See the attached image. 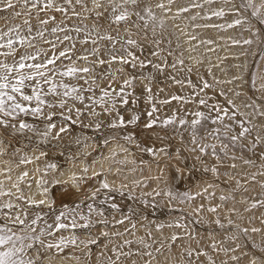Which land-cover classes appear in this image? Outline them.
Listing matches in <instances>:
<instances>
[{"label":"bare ground","instance_id":"1","mask_svg":"<svg viewBox=\"0 0 264 264\" xmlns=\"http://www.w3.org/2000/svg\"><path fill=\"white\" fill-rule=\"evenodd\" d=\"M256 2L259 3V0ZM57 3H62V0H57ZM85 3L88 8H92L91 0H85ZM158 3H164L166 9L170 8V10L156 8L155 5ZM188 3L189 0H173V3L168 5L167 0H141L140 8L151 7L158 21L160 19L164 21L163 27L157 21L155 25L149 22L148 28L143 29L144 22L136 21L141 25L139 32L135 27L131 29L130 34L120 32L123 36L131 35V38L137 39L143 46L142 49H132L141 60L150 59L154 63H160L164 68L163 71L151 67L131 68L116 62L110 69L108 65H103L98 66L95 72L82 74L97 77L96 74L99 73L95 84H84L83 80L63 78L69 85L91 87L93 91L84 92L88 93L85 97L99 99L97 95L101 96V89L119 90L125 79L135 77L132 87H125V91L130 93L127 104H121L117 99L115 108H112L110 101L107 104L94 105L89 99L83 103L69 99L65 107L60 108L58 97H46L56 106L51 109L42 106L45 114L48 112L56 114L58 111L71 116V119L66 121L59 115H53L51 121L56 127L50 137L55 136L60 127L67 125V131L60 135L62 138L63 135L67 136L69 138L67 140L73 143V146L67 150L63 149L65 150L63 151L61 148L56 150L60 144L53 146L66 139L44 140L36 132L27 129L18 130L19 120H24L32 124L37 131H45L48 121L42 116L21 114L16 120L7 118L8 127L0 126V187L12 194L5 199L4 196H0V202L2 201L0 223L5 222L6 214L9 215L11 212L10 216L14 217L20 213L23 216L22 209H26L29 221L37 214L42 217L33 226L37 229L36 234L39 235V230L46 229L48 224H54L55 215L64 210L58 194L66 189L76 191L73 175L78 178L77 183L80 184L83 192L65 200L69 207L74 206V201L84 200L85 194L90 195L93 190L99 188L101 182H106L110 188L116 189V191L101 189L95 201H86L93 203L97 209L104 210V215H99L97 212L89 214L86 206L81 207L80 211L88 216L91 227L73 228L71 226L73 219L78 225L84 224L85 221L80 220L79 216L69 215L61 221L68 225L67 228L55 231L53 237L46 235L47 232L44 234L46 236L41 237L45 245L49 243L56 245L61 238H64L66 246L61 245L62 250L55 246L50 249L40 248L37 244L25 258L31 256L38 259L36 264H251L254 257H260L256 264H264V252L261 251L264 249V159L260 155L264 152V143L257 145L252 151L240 148L238 145L235 150H229L228 156L221 154L220 160H217L211 154V149H208L207 154L203 156L198 149L195 152L191 151L195 145L190 143L191 137L186 130L190 122L196 118L195 112L202 111L206 115L214 116L215 112L210 113L211 106L217 103L227 106V101L232 100L241 112L250 113L256 110L252 123L257 125L260 134L264 136V128L260 127L264 125V117L259 115V112L264 111V91L259 90V85L264 83V51L261 52L264 43L252 35L248 23L232 28L194 27L196 24L206 22L227 25L238 18L228 10L233 6L239 7L240 0H231L228 4H225L224 0H215L214 4L205 5V8L225 10L226 15L223 18L213 17L211 21L190 19L201 9L193 8L189 12L178 14L177 9L187 7ZM15 10L21 9L17 6ZM75 11L80 12L81 16H74L71 8L67 18L58 12H49L48 15L56 16V22L62 27L74 29L78 26L91 31L94 14L84 11L80 5L75 6ZM241 12L243 16L248 15L243 10ZM7 13L0 12V15ZM40 18L45 19L47 16L41 13ZM23 19L20 17L8 23L0 20V29L7 30L13 24L26 27L23 25ZM135 19L133 17V20ZM31 23L34 26L37 23L35 12ZM53 26L55 24L52 22L48 25L49 28ZM70 34L77 41L75 55H81L85 48L93 47L91 43L82 45L78 42L85 37L86 31L79 34L72 31ZM58 35L62 37L64 33ZM193 36L195 39L191 38ZM154 39L160 40V47L164 49L159 56L151 55L153 50L159 51L153 43ZM249 39L252 43L245 44L244 41ZM209 40L212 43H201ZM69 45L70 42L67 41L64 45H58L57 52ZM38 47L48 50L50 46L40 43ZM169 50L172 51V55H169ZM0 51L6 50L0 49ZM22 51L24 49H21ZM28 51L35 52L36 49H28ZM48 54L52 53L49 51ZM161 57L167 63H164ZM104 58L108 59L107 56ZM3 59L4 57H0V60ZM91 59L92 57L89 56V60ZM12 60V57H8L7 62L12 63ZM177 60H183V63H176L175 68L171 67ZM69 63L70 61H64L65 65ZM76 66L84 67L86 62L78 60ZM109 71L112 75H107ZM148 75L151 76V80L145 78ZM253 79L256 81L255 88ZM205 82L210 87L204 88ZM147 87L151 88V93L145 91ZM149 95L152 96L151 101L148 99ZM201 99L206 101L208 107L199 103ZM246 104L252 107H245ZM32 106H35V103ZM153 106L158 109L153 113V117H157L162 122L175 115V124L167 128L158 124L152 130L146 129L144 126L149 120L147 113ZM105 107H109L111 111L106 112ZM69 108L72 109L70 113ZM77 108L81 110L79 118H77ZM86 110L93 118L91 124L96 125L99 122L100 128H104L103 131L109 139L110 136L117 139L105 143L108 138L96 139L95 133L91 134L93 136H87L90 134L85 128L88 124L85 125V118L82 117V113ZM93 110L96 115L92 114ZM134 115L139 117L137 121H140V128L136 126L137 121L134 125L126 123L123 127H109L113 120L119 124L121 116L125 121H129ZM181 118L188 123L184 126L179 125ZM225 122L230 121L226 119ZM11 125L16 127L13 128ZM204 127H212V125L208 121H202L201 135ZM256 131L257 129L254 128L244 141L245 144H250L254 140ZM130 134L133 137L131 140L118 139ZM151 137L153 143L149 141ZM201 143L216 144L217 151L220 147L211 137L202 140ZM147 148L156 150L165 148L167 154L160 151H156L155 154L149 153L145 150ZM41 152L46 155H41ZM232 156L236 159H231ZM197 157L201 158L197 159ZM246 159L253 163L246 164L244 162ZM49 163H56L58 170L53 172L47 169L46 165ZM233 164L235 167H231ZM213 167L217 168V172L211 171ZM177 169L180 171L178 172ZM24 172L28 175L18 179ZM94 173L98 175H93ZM41 180L49 182L58 180L66 183L54 186L55 196L53 185L50 183L45 185L49 188L46 197L43 192L44 186L37 183ZM166 192H171L172 195H165ZM156 193L160 194L156 195ZM184 193L188 196H184ZM221 196L226 199L221 200ZM53 198L55 202L53 207L49 208L48 199ZM41 199L45 200L44 205L28 203L29 200ZM101 200L104 201L103 204L100 203ZM8 202L17 207L10 211L1 210L2 205ZM131 202H134L133 206ZM113 203L117 208L111 207ZM123 204H129L130 209L125 210ZM253 204L256 206L253 207ZM134 206L137 208L133 209ZM209 208H216V211L210 212ZM217 220L220 221L219 225L216 223ZM228 220L232 221L231 225L228 224ZM99 221L105 224H98ZM117 221L123 222L117 223ZM160 225L163 226L159 227ZM252 228L260 231L252 232ZM243 229L249 231L245 233ZM113 233L116 234L112 235ZM108 234L113 237L110 236L108 240L103 239ZM174 235L177 237L176 240H172ZM73 236L76 238L75 244L71 243ZM100 239L102 242L98 245H95L96 242H90ZM253 243L257 245L256 248H253ZM36 248L40 249L38 257ZM129 252L132 255L117 256V253ZM233 256L239 259L233 260Z\"/></svg>","mask_w":264,"mask_h":264},{"label":"snow or ice","instance_id":"2","mask_svg":"<svg viewBox=\"0 0 264 264\" xmlns=\"http://www.w3.org/2000/svg\"><path fill=\"white\" fill-rule=\"evenodd\" d=\"M91 2L92 8L87 7L85 0H75V3H73V0H62V3L60 4L57 3V0H15V2L14 0H0V12H9V10H11L8 15H0V20H4L8 23L15 21L17 18L23 17V25L26 26L22 27L20 24H13L11 27H8L7 30L0 29V49L6 50L0 51V57H4L3 60H0V117H4L0 118V126L8 127L9 119L7 118L16 120L21 114H31L37 117L42 116L48 121L45 131H37L32 124L26 123L24 120H19L18 130L23 131L27 129L36 132L37 135L41 136L44 140H47L50 138L52 130L56 127V125L51 122L55 113L48 112L45 114L42 106H47V108L51 109L56 105L54 102L46 99V97H58V106L64 108L69 99L83 103L86 99L83 93L86 91H93L91 87L83 88L82 86L69 85L64 82L63 78L83 80L84 84H95L97 77H89L80 74H90L95 72L98 66L103 65H108L110 69L111 65L116 62H119L122 66L128 65L131 68L139 66L141 69L151 67L159 71L164 70L162 64L154 63L150 59L141 60L136 55L132 49H142L143 47L137 39L131 38V35H120L121 31L130 34L133 27L139 32V30H141V25L136 23V21L144 22L143 29L148 28L149 22L155 25L158 18L153 13L151 7L145 6L141 9V0H91ZM167 2L168 5H171L173 0H167ZM230 2L231 0H224L225 4ZM214 3L215 0H189L188 6L178 8L177 13H186L195 8L201 9V11L196 12L195 15L190 17L192 21H196L198 18L205 21H211L213 17L223 18L226 15L223 8H205V5L210 6ZM76 5H80L84 11L94 14L95 18L92 23L91 31L81 29L78 26L74 29L62 27L60 23L56 22V16L48 15L49 12H58L62 13L65 18H67L69 8H71L72 14L76 17H80L81 13L75 11ZM17 6L20 7V11L15 10ZM155 7L161 10H170V8L166 9L164 3H158ZM241 10L247 12L248 15L243 16ZM228 11L238 18L233 19L230 23H227V25L206 22L203 24H196L194 27L232 28L236 25H241L242 23H248L252 35L256 36L261 43H264V0H259V3H257L256 0H240L239 7L233 6ZM33 12H35V19L37 21L35 26L31 23ZM41 13H45L47 18L41 19ZM133 17L136 19L133 20ZM50 22L54 23L55 26L49 28L48 25ZM158 22L160 26L163 27L164 21L160 19ZM101 29H103V31H101ZM72 31L77 34L86 31L85 37L78 42L82 45L91 43L93 47L90 49L85 48L81 55H75L77 41L76 38L70 34ZM58 33H64V35L61 37ZM113 33H115V35H113ZM153 34L155 35L154 29ZM191 38L195 39V36ZM66 41L70 42V45L64 46L62 50L57 52L58 45H64ZM102 42H108V44H102ZM40 43L49 45V49L45 50L42 47H38ZM153 43L157 46L159 51L153 50L151 55L159 56L160 52L164 51V49L160 47L161 41L154 39ZM201 43H212V41H201ZM234 43L239 42L234 41ZM244 43L251 44L252 40H245ZM117 45H119V48H117ZM21 49H24V51L21 52ZM28 49H36V51L29 52ZM49 51L52 53L51 55L48 54ZM172 54V51L169 50V55ZM89 56L92 57L91 60H89ZM105 56H107L108 59H105ZM8 57L13 58L12 63L7 62ZM161 59L164 60L163 57H161ZM65 60L70 61V63L65 65ZM78 60L85 61L86 66L77 67L76 62ZM164 63H167L166 60H164ZM176 63L182 64L183 60H177L171 65V67L175 68ZM61 65H63V67H61ZM107 75H112L111 71H109ZM145 78L151 80L150 75ZM134 80L135 77L125 79L119 90L109 91L108 89H101V96L99 99H94L91 96L87 97V99L92 100L94 105L101 103L107 104L110 101L112 108H115L117 99H119L121 104H127L130 93L125 91V87H132ZM252 83L255 88V79H253ZM208 87H210V85L205 82L204 88ZM259 90L264 91V83L259 85ZM145 91L151 93V88L147 87ZM148 99L151 101L152 96L149 95ZM173 99H180V97H173ZM33 103H35V106H32ZM161 103H168V101H161ZM199 103L208 107L204 99H201ZM245 107H252V105L246 104ZM104 110L106 112L111 111L109 107H105ZM68 111L70 113L72 109L69 108ZM156 111H158V109L153 106L152 110L147 113L149 120L144 126L146 129L152 130L158 124L163 128L175 124V115L160 122L157 117H153V113ZM211 112H215V115H206L202 111L194 113L196 118L190 122L189 128L186 129L191 137L190 143L195 145L191 151L195 152L198 149L201 156H203L207 154L208 149H211V154L216 157L217 160H220L221 154L228 156L229 150H235L238 145L240 148H247L249 151H252L257 145L264 143V136L260 134L257 125L252 123L256 116L255 109L250 113L241 112L232 100H228L227 106H221L219 103L211 106L210 113ZM76 113L77 118H79L81 110L77 108ZM92 114L96 115L97 113L93 110ZM61 115H63V113H61ZM259 115L264 117V111L259 112ZM238 116L240 117L239 119L237 118ZM64 119L66 121L70 120L71 116H64ZM138 119L139 117L134 115L131 120L125 121L121 116L119 124L113 120L109 127H123L126 123L135 124ZM226 119L230 122L226 123ZM202 121H208L212 125V127L203 128V135H201L200 129ZM72 122L76 123V121ZM187 123L188 122L183 118L179 120V125L181 126H184ZM11 126L13 128L16 127L15 125ZM100 127L101 124L97 122L96 128L99 129ZM260 127L264 128V125H261ZM254 128L257 129L254 140H252L250 144H245L244 141L249 137ZM66 131L67 125L60 127L59 131L55 133V136H52L51 138L58 139L61 133ZM209 137L215 139L219 143L220 147L218 151L216 144L201 143L202 140H206ZM132 138L131 134L125 137L127 140H131ZM158 138L162 139V137L159 136ZM105 143H107V141H105ZM145 150L153 154H155L156 151L165 152L167 154L165 148H160L158 150L147 148ZM41 155H46V153L41 152ZM260 155L261 158L264 159V152H261ZM200 158L201 157H197V159ZM231 159L234 160L236 157L232 156ZM244 162L246 164L253 163V161L247 159ZM231 167H235V165L233 164ZM46 168L55 172L58 170V165L56 163H49L46 165ZM84 171L86 172L87 169L85 168ZM177 171L179 172L180 170L177 169ZM205 171H207V169H205ZM211 171L215 173L217 172V168L213 167ZM27 175V172H24L18 179H23V177H26ZM93 175L98 174L94 173ZM77 179L78 178L73 175L72 180L76 189L75 192L66 189L64 192L58 194V198L64 210L55 215L54 224H48L46 229L41 228L39 230V235L36 234L37 229L33 227L42 219L39 214L30 221L26 209H22L23 216H21L20 213H17L14 217L8 214L5 215V222L0 224V264H36V259L31 256L25 258V256L32 251L37 244L40 245V248L47 247L50 249L55 246L59 250H62L60 246H66L64 238H61L56 245L51 243L45 245L41 237L45 232H47V235L51 236L53 231L67 228L68 225L61 221L62 219H66L69 215H73L74 217L79 216L80 220L85 221L84 224L78 225L75 219H73L71 222L73 228L91 227L92 224L89 221L88 216L80 211L82 206H86L89 214L97 212L99 215H104L102 210L94 207L93 203H86V201H95L101 189H108L109 191H116V189L110 188L106 182H101L99 188L93 190L90 195L85 194L84 200L74 201V206L69 207V205L65 203V200L73 196H78L83 192L80 188V184L77 183ZM37 183L40 186H44L43 192L47 197L49 188L45 185H48L49 183L53 185V193L55 196L54 186L66 182L58 180H52L50 182L41 180ZM13 186L16 187V185ZM159 194L160 193H156V195ZM6 195L11 196L12 194L11 192H5L3 188L0 187V196ZM165 195L171 196L172 193L166 192ZM183 195L188 196L187 193H184ZM188 198L190 199L191 197L189 196ZM17 199H20V197H17ZM220 199L224 200L226 197L221 196ZM54 202V198L48 199V207H53ZM28 203L29 205H44L45 200H29ZM100 203L103 204L104 201L101 200ZM255 206L256 205L253 204V207ZM2 207L5 209H14L17 206L8 202L3 204ZM111 207L115 209L117 208V205L113 203ZM208 210L210 212H215L216 208H209ZM122 222L123 221H117V223ZM216 223L219 225L220 221L217 220ZM9 224L12 226H9ZM228 224L231 225L232 221L228 220ZM162 226L163 225H160L159 227ZM220 226L223 227V225ZM243 231L247 233L249 229H243ZM251 231L259 232L260 229L252 228ZM176 239L177 237L174 235L172 240ZM75 242L76 238L73 236L71 243L75 244ZM90 242L95 243L96 241L92 240ZM126 243L129 242L126 241ZM237 247H239V245H237ZM256 247L257 245L253 243V248ZM213 248H215V245H213ZM222 250L228 251V249ZM157 251H159V249H157ZM233 251L235 250L233 249ZM261 251L264 252V249H261ZM36 252L38 257L40 249L36 248ZM144 254L151 255V253ZM121 255L128 256L132 255V253H117L118 257ZM232 259L238 260L239 257L233 256ZM258 259H260V257H254L251 264H256Z\"/></svg>","mask_w":264,"mask_h":264},{"label":"rangeland","instance_id":"3","mask_svg":"<svg viewBox=\"0 0 264 264\" xmlns=\"http://www.w3.org/2000/svg\"><path fill=\"white\" fill-rule=\"evenodd\" d=\"M9 14V12L7 13V15ZM262 51H264V45H263V47H262V50H261V52ZM82 75V74H81ZM99 73H97L96 74V76H97V78H99ZM75 80V79H74ZM76 81H81V80H77L76 79ZM135 82V81H134ZM134 82H133V84H134ZM87 92V91H86ZM88 93H84L83 95L85 96V95H87ZM88 96V95H87ZM97 97L99 98V96L97 95ZM85 100H87V98L85 99ZM85 113H82V117L83 118H85V125H87V126H85V128H87L88 129V131L90 132V134L89 135H87V136H93V135H91V134H94V136L96 137V139H103V138H108L106 141H109V140H114V139H117V138H112V136H110V139H109V137H108V135L103 131V129L104 128H99V129H97L96 128V125H93V124H91L92 123V119L93 118H91L90 116H89V114H88V111L86 110V111H84ZM59 115V117H63L64 118V116H69L68 114H65V113H63V115H61V112H56V114H55V116H58ZM85 116V117H84ZM90 121V122H89ZM138 122V124L136 125L138 128H140L141 127V125H140V121H137ZM132 125H134V124H132ZM131 125V126H132ZM88 126H89V128H88ZM132 127H135V126H132ZM102 130V131H101ZM99 133V134H98ZM101 133V134H100ZM105 133V134H104ZM98 134V135H97ZM101 135V136H100ZM51 138V137H50ZM52 139V138H51ZM58 139H66V140H64V141H62V142H58V144L56 143L55 145H53V146H59V144H60V146L58 147V148H56V150H58L59 148H61V150H63V149H65V150H67L68 148H70V146H73V143L72 142H70V141H68L67 139H69L67 136H64L63 135V138L62 137H59ZM118 139L121 141L122 139H125V136L124 137H118ZM166 139H168V137L166 138ZM149 140V139H148ZM59 141H61V140H59ZM151 143H153L154 142V140H153V137H151L150 138V140H149ZM62 143V144H61ZM51 145V144H50ZM65 145V146H64ZM49 148H51V146L49 147ZM65 150H63V151H65ZM69 150H71V149H69ZM70 152V151H69ZM70 155H68V157H69ZM7 196V195H6ZM6 196H4V199H5V197ZM3 199V200H4ZM0 203H2V201L0 202ZM134 202H131L130 204H131V206H133L132 204H133ZM135 204H136V202H135ZM134 204V205H135ZM14 205V204H13ZM139 205V204H138ZM16 206V205H15ZM129 204H123L122 205V207L125 209V210H129L130 209V207H131ZM133 209H136L137 207L136 206H134V207H132ZM131 208V209H132ZM3 209H5V208H1V210H3ZM15 209V208H14ZM7 210H12V209H7ZM104 211V210H103ZM13 213V212H12ZM9 215H12L11 214V212H10V214ZM0 224H3V222H1ZM98 224H101V225H104L105 223L103 222H98ZM54 234H55V231H53V234L50 236V237H53L54 236ZM116 233H113L112 235H115ZM46 235H47V233H46ZM46 235H43V237L44 236H46ZM111 234H108V235H105V237L103 238V239H109L110 238V236H112ZM113 237V236H112ZM99 243H98V242ZM96 241V243H95V245L97 244H100L101 242H102V239H100V240H97ZM38 259H36V261H37ZM42 262H44V259H42Z\"/></svg>","mask_w":264,"mask_h":264}]
</instances>
